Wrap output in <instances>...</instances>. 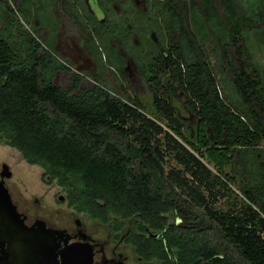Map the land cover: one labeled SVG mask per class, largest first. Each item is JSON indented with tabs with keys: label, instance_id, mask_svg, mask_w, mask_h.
Listing matches in <instances>:
<instances>
[{
	"label": "trees",
	"instance_id": "trees-1",
	"mask_svg": "<svg viewBox=\"0 0 264 264\" xmlns=\"http://www.w3.org/2000/svg\"><path fill=\"white\" fill-rule=\"evenodd\" d=\"M151 6L163 19L168 48L165 59L142 71L150 112L126 92L115 97L90 86L74 94L83 82L77 79L57 86L33 39L0 37V144L40 168L68 205L100 222L135 218L139 230L154 234L167 225V214H179L183 223L166 231L165 243L139 237L149 259L264 264V65L256 54L264 45V0ZM220 83L232 87L234 101ZM178 92L191 127L176 114ZM172 153L181 170H166ZM230 186L242 209L213 212L208 203L207 215L198 210L206 205L204 191L216 200L232 194Z\"/></svg>",
	"mask_w": 264,
	"mask_h": 264
},
{
	"label": "crops",
	"instance_id": "crops-1",
	"mask_svg": "<svg viewBox=\"0 0 264 264\" xmlns=\"http://www.w3.org/2000/svg\"><path fill=\"white\" fill-rule=\"evenodd\" d=\"M98 1L0 0V37L10 43L24 35L27 43L33 39L37 52L49 61L46 75L53 84L66 88L69 81H83L74 94L93 82L115 96L132 93L141 103L134 83L147 91L142 71L162 58L163 19L156 16L151 0L133 6L121 0ZM143 42L153 51H146Z\"/></svg>",
	"mask_w": 264,
	"mask_h": 264
},
{
	"label": "flooded vegetation",
	"instance_id": "flooded-vegetation-1",
	"mask_svg": "<svg viewBox=\"0 0 264 264\" xmlns=\"http://www.w3.org/2000/svg\"><path fill=\"white\" fill-rule=\"evenodd\" d=\"M121 1L132 6L138 3V0ZM144 3V0H140V4ZM98 9L102 12L100 6ZM4 166L10 171L8 165L0 164V183L7 191L6 180L12 177V173L9 172L8 177L2 178ZM44 180L51 184L55 183L48 178ZM7 196L11 204L9 207L3 205L7 200L0 197V257L10 254L11 247L8 246V241L14 243L13 241L18 240L17 250L21 249V254H25L27 258L32 257L37 264H165L164 261L147 258L139 250L141 240L139 237L146 235L147 238L162 239L165 243L166 231L171 229L172 225L181 226L183 223L179 214H167V225L153 234L147 228L144 232L139 230L135 218L130 222L103 223L85 213L77 212L68 205L66 196L57 198L65 204L63 214L53 207L46 208L30 203L26 205V201L23 203L13 201L8 191ZM204 196L206 205L198 210L207 215L206 206L208 207L209 203L208 208L215 212L216 208L213 206L215 200L207 192H204ZM34 203H38L37 199ZM165 251L168 258L173 257L167 249Z\"/></svg>",
	"mask_w": 264,
	"mask_h": 264
},
{
	"label": "rangeland",
	"instance_id": "rangeland-1",
	"mask_svg": "<svg viewBox=\"0 0 264 264\" xmlns=\"http://www.w3.org/2000/svg\"><path fill=\"white\" fill-rule=\"evenodd\" d=\"M160 24H162L161 21ZM157 37L158 39H163L161 35L158 33H157ZM164 40H165L164 51H162L161 56L165 59L166 58L165 50L168 48V45L165 37ZM143 44L146 51H148L149 48L151 51H153V47L151 45H149L148 43L145 44V42H143ZM259 49H260V54L259 53L256 54L258 58H260L261 55L260 62L262 63V65H264V45H259ZM205 52L207 56H209L212 63H215L216 60L211 55L209 47L205 48ZM108 64H106L105 67H108ZM163 80L164 78L162 77V81ZM55 83L59 84L57 82ZM129 83H127V85L130 86L128 87V91L131 92L132 85L131 82ZM135 83H134V90L137 91L139 98L142 100L141 104L143 108L146 111L148 110L150 111V107L152 103L151 96L149 95L148 91H146L142 86ZM219 85L220 88L222 89V92L226 94L228 103L234 101L237 98L234 94L235 92L232 89V87H230L226 83H225V87L221 85V83ZM91 86H94L93 82H91ZM128 96L131 97L132 99L134 98L132 93L131 94L128 93ZM174 105L176 108V114H178L181 121L185 123L188 127H191L193 125L192 115L188 112L186 108L185 99L181 92H178L174 96ZM158 122L161 123L165 131H168L166 122L164 121H158ZM262 147H264V143H262ZM1 163H5L6 165H8L10 169L9 172L10 174L12 173V177L6 180L7 181L6 186H7V191L13 201L16 202L22 201L21 203H23V201H26V205L30 203L36 206H42L46 208L53 207L54 209L59 210L62 214L63 212H65V207H64L65 204H62V202L57 200L58 196L64 197L65 194L55 183L51 184L46 180H44L42 176L43 171L40 168L36 166L28 165L27 163H25V161L21 158V156L16 150L4 144H0V164ZM165 163L166 164L164 166L167 171L170 169L181 170V168L177 165V163L173 159V153L165 157ZM230 187L232 189V194L231 192L224 191V196L221 195L218 196L213 203V206L222 212L239 211L244 206V200L242 199L241 195L238 194L236 188L234 186H230ZM215 189L217 190L218 188L216 187ZM36 199L38 201L37 204L34 203Z\"/></svg>",
	"mask_w": 264,
	"mask_h": 264
},
{
	"label": "water",
	"instance_id": "water-1",
	"mask_svg": "<svg viewBox=\"0 0 264 264\" xmlns=\"http://www.w3.org/2000/svg\"><path fill=\"white\" fill-rule=\"evenodd\" d=\"M9 171L8 168L6 166L3 167V172L1 173V177H8ZM0 197L7 200L3 203V205H5V207H9L11 206V204L8 202V196H7V191L4 189L2 183H0ZM12 209H14L12 207ZM1 214V213H0ZM5 227V226H4ZM3 227V228H4ZM7 228V227H5ZM14 243L8 241L7 244L8 246L10 245L11 249L10 254L9 255H4L2 257H0V264H37L36 260L33 259L32 257L27 258L25 254H21V249L20 251H18V240L13 241ZM22 246V244H21ZM20 246V248H21ZM8 256V257H7Z\"/></svg>",
	"mask_w": 264,
	"mask_h": 264
},
{
	"label": "built area",
	"instance_id": "built-area-1",
	"mask_svg": "<svg viewBox=\"0 0 264 264\" xmlns=\"http://www.w3.org/2000/svg\"><path fill=\"white\" fill-rule=\"evenodd\" d=\"M113 95V94H112ZM113 96H115V95H113ZM116 97V96H115Z\"/></svg>",
	"mask_w": 264,
	"mask_h": 264
}]
</instances>
